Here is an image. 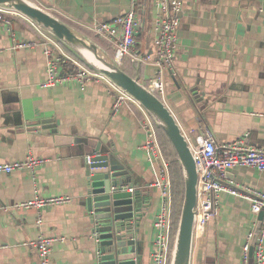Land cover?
<instances>
[{
  "label": "crops",
  "instance_id": "0c3cea01",
  "mask_svg": "<svg viewBox=\"0 0 264 264\" xmlns=\"http://www.w3.org/2000/svg\"><path fill=\"white\" fill-rule=\"evenodd\" d=\"M28 1L88 38L82 32L97 38L94 24L130 9V0ZM149 3L143 0V26L132 54L118 64L122 69L125 61L131 62L139 82L154 73L153 65L143 62L153 38ZM178 18V53L163 81L165 105L180 129L187 133L205 128L217 145L242 139L247 146L263 147L264 0H182ZM34 30L20 15L12 17L9 29L0 24V164L28 156L45 160L34 170L0 174V264H41L36 251L23 245L40 235L62 238L52 244L48 264H97L94 225L84 204L85 159L95 154L97 143L103 154L115 152L130 167L148 201L135 234L142 264H151L153 221L161 202L154 186L159 164L149 161L142 148L145 135L136 121L143 116L142 108L131 104L112 112L103 82L90 81L84 91L75 84L43 87L45 55ZM21 41L35 45L17 47ZM223 182L241 192L250 188L264 194V172L253 167H233ZM58 196L69 200L43 209L17 207L34 197ZM219 198L217 217L193 232L190 264H241L245 236L255 228L250 203L226 192Z\"/></svg>",
  "mask_w": 264,
  "mask_h": 264
},
{
  "label": "built area",
  "instance_id": "2783aa9c",
  "mask_svg": "<svg viewBox=\"0 0 264 264\" xmlns=\"http://www.w3.org/2000/svg\"><path fill=\"white\" fill-rule=\"evenodd\" d=\"M143 0H130V9L122 16L109 22L96 23L92 27L94 35L107 41L113 48L112 59L120 64L125 57L132 54L136 45V38L142 29ZM152 12L151 27L153 30L152 45L149 54L143 62L153 65L154 73L143 82L146 88L155 94L161 101H165V85L163 76L171 68L178 53L177 29L179 26L178 14L182 8V0H151ZM18 14L0 8V24L7 26L12 23V17ZM45 55L46 79L43 87L57 84H75L84 91L90 81L103 82L112 98V112H118L122 106L130 108L131 104L141 108L129 95L115 86L106 77L83 66L67 54L60 43L50 35L37 28ZM34 42L21 41L17 47H33ZM140 60V59H139ZM165 103V102H164ZM143 116L136 117L142 129L145 140L142 148L149 161L159 164L158 177L154 186L160 193V207L153 221L155 236L150 253L151 264H169L174 234L172 232V184L169 174V162L165 158L160 146L156 127L151 118L141 109ZM141 112V113H142ZM185 140L192 152L197 168L196 206L193 232L203 230L207 222L215 219L220 206L219 195L226 192L249 201L250 213L254 218L255 228L250 230L241 247V264H264V194L243 188V192L235 186L226 185L223 180L227 171L236 166L253 167L264 172V146L251 147L245 145L242 139L228 144L217 145L212 134L205 128L190 129L183 132ZM92 155L86 156L89 160ZM45 160L28 156L25 160L0 164V174H9L15 170L27 168L34 170ZM68 197L58 196L51 198L34 197L32 200L17 204L18 208L34 207L43 209L55 204L65 203ZM41 216L37 217L36 224L41 225ZM94 233V232H93ZM95 235V233H94ZM62 238L46 237L43 235L32 242L23 245L32 247L38 254L41 264H48L51 246Z\"/></svg>",
  "mask_w": 264,
  "mask_h": 264
},
{
  "label": "water",
  "instance_id": "95a60500",
  "mask_svg": "<svg viewBox=\"0 0 264 264\" xmlns=\"http://www.w3.org/2000/svg\"><path fill=\"white\" fill-rule=\"evenodd\" d=\"M0 8L26 18L90 70L106 77L129 95L151 118L155 127L163 132L176 155L184 183L169 264H190L197 168L182 130L168 107L137 78L126 74L97 43L45 9L28 0H0ZM71 142L72 139H69L68 143ZM93 151L95 154L85 160L87 194L84 204L94 225L97 264H142L140 241L135 229L139 227L148 201L135 184L130 167L118 159L115 152L112 155L103 154L99 143Z\"/></svg>",
  "mask_w": 264,
  "mask_h": 264
},
{
  "label": "trees",
  "instance_id": "16d2710c",
  "mask_svg": "<svg viewBox=\"0 0 264 264\" xmlns=\"http://www.w3.org/2000/svg\"><path fill=\"white\" fill-rule=\"evenodd\" d=\"M16 16H18V15H16ZM56 16H58V15H56ZM17 18H20V17H17ZM59 18L61 20H63L61 17H59ZM63 21L65 23H67L68 25H70L73 28L78 30L77 27L73 26L72 24L68 23L65 20H63ZM29 27L32 29L31 25H29ZM36 31L34 30L35 33H36ZM82 33L88 35L101 48H103L108 54H112V56H113V52H112L110 45L108 43L103 42L101 40H98L97 38L93 37L92 35L88 34L87 32H82ZM122 69L130 77L133 78L135 76L134 67L131 64V62L125 61V63L122 66ZM156 131H157L158 140H159L160 146L163 150L164 156L169 162V174H170V179H171V184H172V197H173V204L175 207L174 213H176L175 214V221L173 220V227H172V232L174 234L176 227H177V219H178L180 205H181V201H182L183 193H184L183 177H182L181 169H180L178 162H177V159H176V155L173 152V149H172L169 141L167 140V138L165 137V135L163 134V132L161 130L156 128Z\"/></svg>",
  "mask_w": 264,
  "mask_h": 264
},
{
  "label": "rangeland",
  "instance_id": "374dc122",
  "mask_svg": "<svg viewBox=\"0 0 264 264\" xmlns=\"http://www.w3.org/2000/svg\"><path fill=\"white\" fill-rule=\"evenodd\" d=\"M153 10V8H152V5L149 3L148 4V8H147V15H148V17H149V15L150 14H152V11ZM95 42V41H94ZM96 43V42H95ZM62 47V46H61ZM63 50H64V48H62ZM67 54H69V56H71L72 58H75V60H77V61H79L76 57H74L73 55H71L68 51H66V50H64ZM83 66H85V64L84 63H82L81 61H79ZM86 68H88L87 66H85ZM182 130V129H181ZM184 131L182 130V133H183ZM172 187V186H171ZM181 206H182V201H181V205H180V210H179V215H178V219H177V224H178V221H179V217H180V212H181ZM174 204H173V197H172V220H174L175 221V214L176 213H174L175 212V210H174Z\"/></svg>",
  "mask_w": 264,
  "mask_h": 264
}]
</instances>
